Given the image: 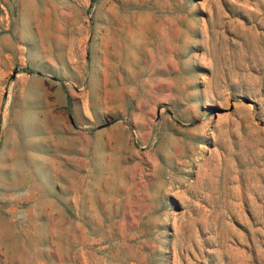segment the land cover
Here are the masks:
<instances>
[{"label":"rangeland","instance_id":"374dc122","mask_svg":"<svg viewBox=\"0 0 264 264\" xmlns=\"http://www.w3.org/2000/svg\"><path fill=\"white\" fill-rule=\"evenodd\" d=\"M0 264H264V0H0Z\"/></svg>","mask_w":264,"mask_h":264},{"label":"crops","instance_id":"0c3cea01","mask_svg":"<svg viewBox=\"0 0 264 264\" xmlns=\"http://www.w3.org/2000/svg\"><path fill=\"white\" fill-rule=\"evenodd\" d=\"M67 58H68L67 62H68L69 68L72 69V70L74 69L75 71H77L79 69V66H80L77 58L76 57H72L71 55L69 57H67ZM56 65H57V63H56ZM75 74L77 75V79L78 80L82 79L83 76H82V74L80 72L77 71V72H75Z\"/></svg>","mask_w":264,"mask_h":264},{"label":"trees","instance_id":"16d2710c","mask_svg":"<svg viewBox=\"0 0 264 264\" xmlns=\"http://www.w3.org/2000/svg\"><path fill=\"white\" fill-rule=\"evenodd\" d=\"M95 0H93V3H94Z\"/></svg>","mask_w":264,"mask_h":264}]
</instances>
